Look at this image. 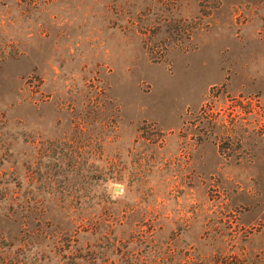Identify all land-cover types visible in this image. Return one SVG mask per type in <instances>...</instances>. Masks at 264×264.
Here are the masks:
<instances>
[{
  "label": "rangeland",
  "instance_id": "rangeland-1",
  "mask_svg": "<svg viewBox=\"0 0 264 264\" xmlns=\"http://www.w3.org/2000/svg\"><path fill=\"white\" fill-rule=\"evenodd\" d=\"M0 264H264V0H0Z\"/></svg>",
  "mask_w": 264,
  "mask_h": 264
}]
</instances>
